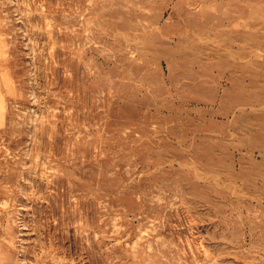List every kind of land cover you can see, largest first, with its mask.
<instances>
[{"label":"rangeland","instance_id":"rangeland-1","mask_svg":"<svg viewBox=\"0 0 264 264\" xmlns=\"http://www.w3.org/2000/svg\"><path fill=\"white\" fill-rule=\"evenodd\" d=\"M0 264H264V0H0Z\"/></svg>","mask_w":264,"mask_h":264},{"label":"bare ground","instance_id":"bare-ground-1","mask_svg":"<svg viewBox=\"0 0 264 264\" xmlns=\"http://www.w3.org/2000/svg\"><path fill=\"white\" fill-rule=\"evenodd\" d=\"M40 171V170H39Z\"/></svg>","mask_w":264,"mask_h":264}]
</instances>
